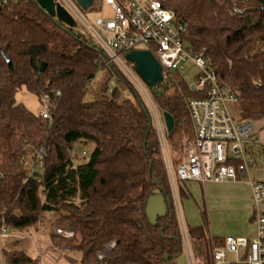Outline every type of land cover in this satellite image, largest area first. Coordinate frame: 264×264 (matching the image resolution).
<instances>
[{
    "label": "trees",
    "instance_id": "1",
    "mask_svg": "<svg viewBox=\"0 0 264 264\" xmlns=\"http://www.w3.org/2000/svg\"><path fill=\"white\" fill-rule=\"evenodd\" d=\"M0 0V232H23L46 214L57 216L54 247L78 252L81 264H177L183 234L153 114L117 65L110 66L129 95L86 101L93 80L109 62L91 36L48 15L37 0ZM187 27L185 43L205 51L219 80L238 93L241 118L264 119V0H162ZM124 53L122 58L126 61ZM44 63L41 71L39 64ZM129 63V62H128ZM131 64V63H129ZM49 95L53 122L44 121L17 94ZM60 94L57 95L56 93ZM163 123L175 120L164 140L174 170L185 160L184 145L195 138L187 102L200 98L168 76L148 92ZM164 126V123H163ZM93 148L78 158L77 148ZM43 166L34 170L39 150ZM177 181L179 200L185 199ZM160 192L167 215L152 225L149 198ZM186 228L200 264H213L209 220ZM113 246V247H112ZM199 248V249H198ZM4 264H39L24 250L2 251ZM103 259L100 260V257ZM202 260V262H201Z\"/></svg>",
    "mask_w": 264,
    "mask_h": 264
},
{
    "label": "built area",
    "instance_id": "2",
    "mask_svg": "<svg viewBox=\"0 0 264 264\" xmlns=\"http://www.w3.org/2000/svg\"><path fill=\"white\" fill-rule=\"evenodd\" d=\"M9 1L4 0L3 3L7 4ZM54 1L65 7L75 20L84 22L95 46L109 58L105 69L101 68L106 77L93 94L99 101L110 100L115 94L119 98L123 97L121 91L124 83L116 75L109 73L110 66L117 65L126 77L134 79L133 82L138 87L136 89L153 114L159 136L164 137L161 117L146 88L125 65L123 54L135 50L151 52L163 68L165 79L167 76L172 78L174 71H186L188 65L198 70L195 84L187 85L192 93L201 95L200 98L189 99L187 102L195 134L192 150L177 170L173 169L170 158L164 155L183 234L186 263L197 264L198 252L188 240L181 211L178 210L180 200L176 191L177 181L205 184L246 180L255 208V235L252 238L227 236L224 245L213 250V264H264V143L255 136L253 122L243 119L237 121L233 118L229 106L238 105L237 91L219 80L206 60L205 51H195L186 45L184 35L187 27L177 23L176 13L165 8L162 0H125L124 4L116 0H94L93 6L96 2L109 5L114 16L98 18L96 27L99 32H96L71 0ZM94 83L95 80L91 85ZM40 101L44 104L40 116L44 121L52 123L54 109L50 96L43 95ZM45 155L43 149L37 153L35 171L42 168ZM0 237L26 240L23 235L11 234L4 226ZM102 259L103 256L100 257Z\"/></svg>",
    "mask_w": 264,
    "mask_h": 264
},
{
    "label": "rangeland",
    "instance_id": "3",
    "mask_svg": "<svg viewBox=\"0 0 264 264\" xmlns=\"http://www.w3.org/2000/svg\"><path fill=\"white\" fill-rule=\"evenodd\" d=\"M71 1L79 8L86 22L90 26H92L96 30V32H99L98 28L96 27V20L98 18L102 16H106V18L114 17L112 9L110 8L109 5L105 3L96 2L95 5L90 10L85 11L77 4L75 0H71ZM116 1L119 2L120 4L125 3V0H116ZM218 1L224 2L225 0H218ZM76 22H77V28L75 29V31L81 34H84L86 36H91V33L86 27V25L84 24V22H82L79 19H77ZM124 62H125V65L134 74V77L146 88L148 92H150L151 88H149L144 83V81L137 75V73L134 70L133 65L129 64L127 61H124ZM197 73H198V70L194 66L188 65L186 71L182 73H178L174 71L172 74L175 76L178 83L180 84L184 83V84H187L188 86H192L196 82ZM105 77H106V73L102 70L99 71V73L96 76L95 83L91 85L88 91V94L86 96V101L92 102L98 99L96 95L93 94V92L97 88L98 84H100ZM128 80L136 88H138L135 82H133L134 79L131 80L128 78ZM121 94L123 97H127L129 95L128 88L124 87L121 91ZM16 97H17L16 99L18 103L24 104L34 114H40L41 112H43L44 104L40 101L38 97L28 93L25 89L21 90L17 94ZM229 107H230V111H231L233 118L237 121L241 120L242 118H241L238 105H230ZM162 119H163V116H162ZM163 123H164V119H163ZM163 127L164 129L166 128L165 124ZM160 129L162 128L160 127ZM255 136L259 138L258 132L255 134ZM159 137H160V140L162 141L161 147H162V151L164 152L163 158L165 161L164 155L170 158L171 149L165 143L164 137L162 136H159ZM193 141L194 140L184 145L182 150L185 152V156L189 154V152L192 150ZM92 149L93 148L83 149L81 147H78L76 150L78 158L82 160L84 157H88L90 153L92 152ZM194 185L195 187L192 189V197L188 199H183L180 201V205L182 207L183 216H184L183 223L187 229L189 227H192L191 225L195 222L198 223L199 225L202 224V221H203L202 213L203 212L206 213L208 220H209V225H210V222H211L210 216L215 215V213L218 211L217 210L218 204H221L227 201L229 197V194L224 195L222 193H219L218 191L216 192V190L214 189H211V188L207 189L206 187L209 186L207 185V183L203 185L201 184L200 185L194 184ZM185 201H187V203ZM230 201H235V199L230 198ZM235 202L237 203L230 204V207H233L234 205V207L232 208V213L234 214V216L236 215V218L237 217L240 218L243 214L241 210L242 208L239 205L238 201H235ZM187 205L190 207V209H188L189 211H187ZM252 205H253L252 210L254 211L255 208H254L253 202H252ZM229 208H224V209L225 211L226 210L231 211ZM56 218L57 216L54 214H46L44 220L39 225L25 231L28 237H26V240H24L22 243L19 241L20 246H14L19 243V242H16L13 244H9L8 245L9 249L11 248V250H18V249L24 250L30 257L38 260L39 264H81L80 262L81 256L78 252L60 250L54 247V243L51 238V235L53 233L64 234V236H66L67 238H71L70 233H63V232L59 233L56 230V227L54 226ZM180 228H181V225H180ZM10 233L13 234L15 233V231H10ZM7 240H8V237L6 238L0 237V264H4L6 261V259L2 255V251L5 249H2V247L4 243L7 242ZM197 252L199 253L200 251L197 250ZM200 259L201 258L197 256L196 258L197 264H200Z\"/></svg>",
    "mask_w": 264,
    "mask_h": 264
},
{
    "label": "crops",
    "instance_id": "4",
    "mask_svg": "<svg viewBox=\"0 0 264 264\" xmlns=\"http://www.w3.org/2000/svg\"><path fill=\"white\" fill-rule=\"evenodd\" d=\"M253 124L255 127V134L258 132V135H259V138L258 137L257 138L264 143V119L253 122ZM194 184L200 185L201 183L187 182V183L182 184L185 194L187 196L185 199L192 197V189L195 187ZM207 185H209L206 187L207 189H210V188L214 189L216 190V192L218 191L219 193H222L224 195L229 194L227 201L221 204H218L217 206L218 211L215 213V215L210 216L211 218V222L209 225L210 237L214 239H221V240H224L227 236L252 238L255 235L256 227H255L254 218H253L254 211L252 210L253 200H252V195H251V189L247 181L246 180L229 181L226 183L209 182L207 183ZM176 191L178 194V188H176ZM230 198L235 199V201L239 202V205L241 206L242 208L241 210L243 212L240 218L239 217L236 218V215L234 216V214L232 213V208L234 207V205L233 207H230V204H234L237 202L230 201ZM185 202L187 203V201ZM224 208H229L231 211H228V210L225 211ZM188 209H190V207L187 205V211H189ZM180 211H181V216L183 220L184 216H183L181 205H180ZM201 225L202 224L199 225L198 223L195 222L191 226L197 227ZM15 233L28 237L25 231L15 232ZM70 235L71 237L73 236L72 234ZM19 241L22 243L24 240H18L16 238L14 239L8 238L7 242L4 243L2 249L11 250V248L9 249L8 245L19 242ZM20 242L14 246H20Z\"/></svg>",
    "mask_w": 264,
    "mask_h": 264
},
{
    "label": "water",
    "instance_id": "5",
    "mask_svg": "<svg viewBox=\"0 0 264 264\" xmlns=\"http://www.w3.org/2000/svg\"><path fill=\"white\" fill-rule=\"evenodd\" d=\"M83 10H89L94 3V0H75ZM36 3L52 18L58 22L65 24L69 29H76L77 22L73 16L60 4H56L54 0H37ZM126 61L131 63L137 75L151 89L163 83L165 76L163 68L154 57V55L145 50L131 51L126 55ZM41 71L45 69V64H39ZM164 124L167 132H171L174 128L175 120L169 113L163 114ZM171 200H166L165 197L158 191L152 195L146 206V214L152 225H156L159 218L167 215L168 204ZM177 264H187L186 257L182 256Z\"/></svg>",
    "mask_w": 264,
    "mask_h": 264
}]
</instances>
